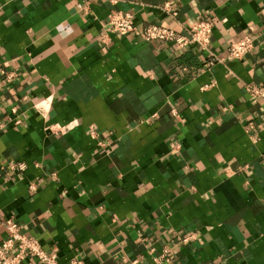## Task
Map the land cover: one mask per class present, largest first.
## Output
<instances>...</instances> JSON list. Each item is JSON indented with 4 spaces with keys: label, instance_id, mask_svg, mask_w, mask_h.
<instances>
[{
    "label": "crops",
    "instance_id": "1",
    "mask_svg": "<svg viewBox=\"0 0 264 264\" xmlns=\"http://www.w3.org/2000/svg\"><path fill=\"white\" fill-rule=\"evenodd\" d=\"M113 10L138 33L111 32ZM202 18L212 65L142 36ZM244 35L253 50L225 58ZM248 83L264 84V0H0V243L13 219L57 264H264V96Z\"/></svg>",
    "mask_w": 264,
    "mask_h": 264
},
{
    "label": "built area",
    "instance_id": "2",
    "mask_svg": "<svg viewBox=\"0 0 264 264\" xmlns=\"http://www.w3.org/2000/svg\"><path fill=\"white\" fill-rule=\"evenodd\" d=\"M163 9L177 23V11L171 8L170 3H164ZM107 26L111 32L125 35L128 33H138L134 24L133 14L121 10H113L107 18ZM185 33H179L171 26L158 24L147 25L142 36L147 42L166 41L173 43L178 49L189 46H195L209 53L207 65H212L216 61H223L224 58L216 55L210 49L211 34L213 31V22L209 19H198L191 25H184ZM254 42L251 35H244L230 42L225 58L241 59L253 50ZM11 76V75H10ZM246 91L253 97L264 96V84L248 83ZM15 111V109H14ZM19 119L15 120L18 124ZM94 133V130H93ZM264 159V155H263ZM7 230V238L0 243V264H22L28 255L35 258L38 263L57 264L56 258L48 254L42 248L38 239L20 231V227L13 219H7L4 222ZM168 250L161 255L155 256L153 263L163 264L169 261ZM133 264H138L134 262Z\"/></svg>",
    "mask_w": 264,
    "mask_h": 264
}]
</instances>
